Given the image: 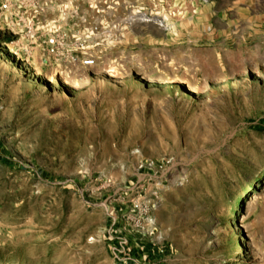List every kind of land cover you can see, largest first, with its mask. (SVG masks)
Segmentation results:
<instances>
[{
    "label": "rangeland",
    "instance_id": "rangeland-1",
    "mask_svg": "<svg viewBox=\"0 0 264 264\" xmlns=\"http://www.w3.org/2000/svg\"><path fill=\"white\" fill-rule=\"evenodd\" d=\"M0 264H264V0H0Z\"/></svg>",
    "mask_w": 264,
    "mask_h": 264
},
{
    "label": "built area",
    "instance_id": "built-area-1",
    "mask_svg": "<svg viewBox=\"0 0 264 264\" xmlns=\"http://www.w3.org/2000/svg\"><path fill=\"white\" fill-rule=\"evenodd\" d=\"M93 61H87L86 65L92 64ZM166 165L167 164H156L154 162H148L146 165L142 166L143 169L147 170V172H153L154 174H162L163 172L166 171ZM133 207L134 209H139L140 210V200H133ZM117 240V245L113 248V253L116 257V259H120L122 256H127L129 250H128V245L129 242L127 238L123 235L120 234L116 238Z\"/></svg>",
    "mask_w": 264,
    "mask_h": 264
}]
</instances>
